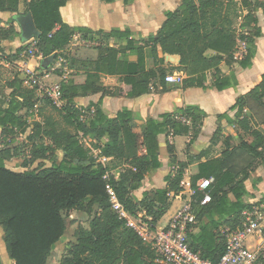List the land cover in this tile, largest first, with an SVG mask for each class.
I'll return each instance as SVG.
<instances>
[{
	"label": "trees",
	"instance_id": "obj_1",
	"mask_svg": "<svg viewBox=\"0 0 264 264\" xmlns=\"http://www.w3.org/2000/svg\"><path fill=\"white\" fill-rule=\"evenodd\" d=\"M68 1L0 0V12L16 13L22 29L33 24L37 31L33 40L19 52L35 44L34 56L47 59L54 54L56 60L62 55L72 68L62 82L65 104L59 108L45 100L60 119L53 113L45 114L42 107L39 109L42 121L31 123L29 118L34 115L39 99L35 89L29 86L27 77L21 75L5 84L11 89L0 104V226L6 249L14 264H48L54 245L67 231L64 212L75 210L87 213L91 219L88 227L80 224L75 229L74 240L65 247L60 264H158L150 244L113 210L107 185L113 187L130 213L138 215L145 210L149 222L157 224L172 205L171 195H179L184 190L182 182L191 164V161L178 160L169 136L191 132L193 141L201 131L206 112L200 105H188L158 118H149L142 128H133L135 134L142 136L146 153L134 157L131 167L123 169L116 177L112 172L116 165H106L100 157L122 161L126 157L125 130L133 119L132 111L125 108L110 116L93 105L94 112L82 120L84 108L76 104V98L90 92H109L101 82L102 74L121 76L120 85L110 91L118 97L150 93L157 79L166 89L165 77L175 71L185 75V87L203 88L207 86L206 74L215 71L212 85L223 90L229 85V78L222 74L220 65L236 62L234 56L241 42L245 43V52L239 62L244 67L252 65L257 52L256 39L262 35L256 11L264 6V1L181 0L178 8L166 12L161 27L149 39L131 38L130 28L98 31L105 40L116 37L127 40V45L117 48L101 44L88 48L85 54L95 52L96 55V59L89 61L67 54L78 33L86 39L93 38L89 36L92 29L72 26L64 20L62 8ZM131 1L124 0L126 4ZM14 22L8 26L0 16V55L4 51L3 42L20 34ZM147 48L161 62L164 58L158 57L159 49L163 54L179 55L180 64L148 70ZM127 50L135 53L136 62L125 56ZM209 50L215 53L208 55ZM37 70L45 73L48 68L41 66ZM250 100L264 105V73L261 82L241 95L231 107L235 111L234 118L229 113L218 116V121L227 120L230 125L238 126L239 136L244 131L254 136V140L248 142L241 137L237 145H231L233 136L219 125L210 146L192 158L200 162L190 167L197 221L190 226L198 229L189 233L191 247L214 263L226 251L221 229L241 224L242 212L249 207L243 202L247 193L245 182L264 163V121L254 128L253 119L245 112ZM29 128L31 143L21 145V135ZM80 132L90 140V145L81 140ZM163 132L168 137L167 152L175 171L165 178L166 186L146 192L140 199L132 191L141 187L147 173L162 166L158 136ZM222 138L226 146L222 154L207 159L211 147ZM93 148L99 149L98 156L93 154ZM59 152H62L61 159ZM24 154L23 171L7 165ZM45 160L50 165L43 163ZM37 161L38 166L29 167ZM205 177H213L207 188L211 201L201 205L205 193L199 181Z\"/></svg>",
	"mask_w": 264,
	"mask_h": 264
},
{
	"label": "crops",
	"instance_id": "obj_2",
	"mask_svg": "<svg viewBox=\"0 0 264 264\" xmlns=\"http://www.w3.org/2000/svg\"><path fill=\"white\" fill-rule=\"evenodd\" d=\"M180 5L181 0H132L127 4L124 0H114L112 3H107L103 0H69L62 8L64 20L72 26H84L92 29L93 32L89 34V36L93 38L86 39L82 34L78 33L67 50V54L69 56L77 55L78 59L89 61L96 59V55L95 52L85 54L84 51L88 48L101 44L117 48L126 47L127 40H119L116 37L105 40L102 38V35L97 33L98 31L110 32L113 28H120L123 30L130 28L133 33L131 38L139 40L149 39L151 36L155 35L161 27L166 18V12L168 10H173L168 7L174 6L176 9ZM256 15L259 19L258 25L262 28V35L256 39L257 52L252 65L250 67H244L239 62V60L243 58L245 52V43L241 42L234 56L236 62L232 65H228L225 62L220 65L222 74L229 78V85L223 90H218L212 85L215 80V71H210L205 76V85H207L205 88L185 87L184 84L167 83V88L163 89L161 80L157 79L150 93L137 97H118L111 94L110 91H113V89L120 85L121 76L115 74H102L101 82L109 92H90L76 98V104L79 107L85 109L93 105H98L110 116L116 115L120 110L125 108L132 111L133 119L125 130L126 157L123 161L108 158L104 163L111 167L116 165V168L112 169L116 177H119L123 169L131 167L130 163L134 157H141L146 153V149L142 144V136L135 134L132 129L138 127L142 128L149 118H158L161 114L174 112L176 109L188 105H200L206 112L199 135L193 141H191V132L186 135L169 136V139L176 147L178 160L191 161L190 167L200 162V160L192 158L199 155L204 149L210 146V141L219 125L223 127L225 132L233 136V139L230 141L231 145H237L241 137L248 142L254 140V136L244 131H242V135L239 136L238 126L230 125L227 120H222L220 122L218 121V116L223 113H229V115L234 118L235 111H232L231 107L241 95L248 93L261 82L264 73V6L256 11ZM0 16L8 26L11 25L13 21H16L13 24L16 29L20 31V34L16 37L3 42L4 51L0 55V65L7 67L12 65L11 63H15L20 66H25V63H27L26 60L29 58L26 57V50L19 52V49L26 47L28 43L33 40L35 33L30 29H22L18 20L19 17L16 13L0 12ZM140 43L143 42L140 41ZM214 53L213 50L208 51V55H213ZM134 54L133 51L127 50L125 56L128 57L131 62H136V56ZM155 57L156 54L151 53L150 48H147L146 67L148 70L157 69L159 67L170 68L180 64L179 55L163 54L160 49L158 57H163L164 62L159 61ZM43 59L45 58L39 57V59L36 60V64L38 62L41 64ZM66 65L70 72L72 68H70L68 61ZM66 65H61L54 59L50 66L58 68V73L53 74L52 78L59 80L61 75L65 73ZM31 70L36 69L32 68ZM21 76L24 75L22 74ZM5 88L6 90L4 91L0 90V104L3 101V97L8 96L11 91L10 88ZM42 107L50 109L46 102L43 106L37 104L34 115L29 118L31 123L42 121L41 115H39V109ZM245 112L253 119L251 123L254 125V128L258 126L257 123L264 121V105L262 104L250 100L249 106ZM33 126L34 124H32V127ZM167 140L168 137L166 132L158 136L162 166L145 175L141 187L132 191V194L136 197L141 199L144 193H151L158 188L166 186L167 182L165 178L174 173L175 167L171 164V159L167 152ZM101 144H103V142H101ZM225 148L226 146L222 138L218 144L211 147L207 159L219 157ZM92 152L94 155H97L100 151L99 149L93 148ZM60 153L62 154V152ZM204 160H206V158ZM46 161L47 160L44 162ZM190 167L186 169L182 182L184 190L179 195H171L172 205L168 212L157 223V226L166 225L177 212L192 199L193 192L191 189ZM211 178L213 177H205L201 180ZM245 184L247 189V193L243 197V202L245 204H248L250 207L252 204L264 201V163L250 175ZM231 197L234 199L233 196ZM138 214L150 219V217L146 215L145 210L140 211ZM197 230V228H193V231L196 232ZM72 240H74V234ZM70 241L71 239L69 242ZM255 242L256 241H252L251 244L255 245ZM258 264H264V261Z\"/></svg>",
	"mask_w": 264,
	"mask_h": 264
},
{
	"label": "built area",
	"instance_id": "obj_3",
	"mask_svg": "<svg viewBox=\"0 0 264 264\" xmlns=\"http://www.w3.org/2000/svg\"><path fill=\"white\" fill-rule=\"evenodd\" d=\"M31 49H27L25 53ZM59 64L66 65V57L60 55L57 59ZM57 68L52 67V72ZM69 71L66 65L65 73L58 80L52 78V73H41L36 70L27 69L24 74L28 84L35 89L38 95V103L49 100L53 105L61 108L65 104L62 93V82L66 80ZM55 74V73H54ZM185 76L182 73L171 72L165 77L167 83L183 84ZM82 120L87 114H92L94 108L90 110L82 109ZM186 121V119H183ZM82 141L90 145V140L80 132ZM95 156H98L95 155ZM108 158L100 157L102 163ZM211 179L201 180L200 189L204 191V198L201 205L211 201V194L207 191ZM107 191L112 201V208L117 213L119 219L133 228L138 235L155 251L158 264H258L264 261V202L252 204L242 212V222L235 228L221 229L225 237L226 251L217 263L209 259L202 258L192 247L189 233L193 231L190 225L196 224V213L192 199L186 203L177 214L164 226L150 223V219L143 216L133 215L121 203L112 186L107 185ZM192 194L194 191L192 190ZM256 241L255 245L251 242Z\"/></svg>",
	"mask_w": 264,
	"mask_h": 264
},
{
	"label": "rangeland",
	"instance_id": "obj_4",
	"mask_svg": "<svg viewBox=\"0 0 264 264\" xmlns=\"http://www.w3.org/2000/svg\"><path fill=\"white\" fill-rule=\"evenodd\" d=\"M169 9H175L174 6L168 7ZM31 51L29 50L28 53L26 54V57L29 58L26 60L27 63H25V66H20L18 64L15 63H11L12 65L10 66H3L0 65V90H6L5 88V84L7 81H9L10 79H12L14 76L16 75H24L27 71V69H32L35 68L37 72H40L37 70V68L41 67V64L38 62L36 64V60L39 59V57L34 56V52H35V44H32L30 47ZM29 63V64H28ZM28 64V65H26ZM48 70L46 71L47 73H58L56 72H52V66L47 67ZM58 70V68L56 69ZM46 101H42V103H38V105H45ZM39 107V106H38ZM53 113V115H55V117H57L58 119H60L58 113L52 109H45V114H51ZM41 119H43L42 116H40ZM36 119V117H35ZM32 121H35L33 119H31ZM38 120V119H37ZM31 133V129L29 128L25 133H23L21 136V145H30V141L28 140V135ZM25 147V146H24ZM26 149V147H25ZM26 154L22 155L21 157L15 159L12 162H8V166L14 170H18V171H23L24 167L23 162L25 160ZM62 157V154L59 152V159ZM45 164L50 165V162L47 160L46 162H43ZM39 162H35L34 164L30 165L29 167L31 168H35L36 166H38ZM64 215L67 219V231L65 233V235L60 239V241L58 243H56L52 249V253L51 256L49 258V262L48 264H60V260H61V256L64 252L65 247L67 246V244L69 243V240L73 238V234L75 229H77L78 225H83L85 227L89 226V221H90V216L85 213V212H81V211H65ZM66 244V245H65ZM0 264H14L12 258L10 257L7 249H6V245H5V241H4V231L2 229V227L0 226Z\"/></svg>",
	"mask_w": 264,
	"mask_h": 264
},
{
	"label": "water",
	"instance_id": "obj_5",
	"mask_svg": "<svg viewBox=\"0 0 264 264\" xmlns=\"http://www.w3.org/2000/svg\"><path fill=\"white\" fill-rule=\"evenodd\" d=\"M28 29H30L31 31L33 30L32 32H34V33L37 32V31H35V27H34L33 24H29L28 25ZM54 59H55V55L54 54L51 55L50 57H48L47 59H43L41 61V66L44 67V68L49 67L53 63Z\"/></svg>",
	"mask_w": 264,
	"mask_h": 264
}]
</instances>
